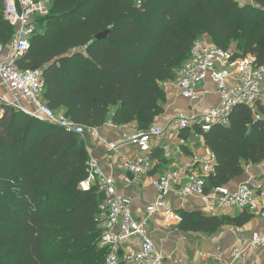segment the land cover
I'll return each mask as SVG.
<instances>
[{
  "label": "trees",
  "instance_id": "1",
  "mask_svg": "<svg viewBox=\"0 0 264 264\" xmlns=\"http://www.w3.org/2000/svg\"><path fill=\"white\" fill-rule=\"evenodd\" d=\"M38 27L18 65L44 67L49 106L88 127L136 123L139 130L149 129L166 111L168 92L162 83L176 80L203 35L224 49L236 39L235 50L264 64V0H141L140 6L137 0H54ZM106 30L107 37L96 38ZM14 31L0 0V44H7ZM259 113L240 104L229 126L201 132L216 161L215 172L206 176L207 191L228 186L264 162V107ZM89 158L76 133L5 107L0 118V245L15 259L9 264L104 260L107 250L99 246L98 225L105 195L97 188H80ZM181 214L179 230L209 235L255 217L248 211Z\"/></svg>",
  "mask_w": 264,
  "mask_h": 264
},
{
  "label": "built area",
  "instance_id": "2",
  "mask_svg": "<svg viewBox=\"0 0 264 264\" xmlns=\"http://www.w3.org/2000/svg\"><path fill=\"white\" fill-rule=\"evenodd\" d=\"M54 0H4V17L14 27L11 40L0 44V118L5 107L20 109L28 115L76 133L86 143L90 154L92 138L99 136V127H88L66 115L64 110H55L44 98V67L22 69L18 61L31 47V39L38 31L39 20L51 12ZM141 5V0H137ZM210 80L216 85L218 100L206 112H177L171 122L177 137V154H180L187 139L185 131L196 134L209 131L214 125L229 126L231 114L240 104L252 107L260 117L259 107H264V64H256L252 54L242 55L237 50L224 49L203 35L193 43L189 58L178 70L176 80L171 81L181 94L190 101L202 99L203 85ZM110 126H115L108 123ZM167 127L154 123L149 129L135 130L121 142L107 141L105 150L120 153L126 147H135L136 153L125 163L129 174L128 184H140L150 176L157 166L155 147L161 145ZM176 153L168 147L163 149L166 159L175 158ZM213 159L214 155H213ZM215 172V164L204 158L193 157L185 170H169L152 182L157 189L156 197L144 208L142 216H136L132 208V197L118 182L113 173L106 172L100 161L90 154L87 162V176L80 182V188H97L104 193L98 227L101 229L99 246L107 250L100 264H171L181 262L176 255L168 257L159 248L152 235V225L177 228L182 214L174 208L172 199L199 197V210L219 215L222 209L248 211L264 218V174L257 179H248L234 190L228 186H216L206 190V176ZM251 248H264V229L254 231L249 239ZM244 249L237 248L230 258L215 253L204 257L212 264H245Z\"/></svg>",
  "mask_w": 264,
  "mask_h": 264
},
{
  "label": "crops",
  "instance_id": "3",
  "mask_svg": "<svg viewBox=\"0 0 264 264\" xmlns=\"http://www.w3.org/2000/svg\"><path fill=\"white\" fill-rule=\"evenodd\" d=\"M163 85L168 92V102L166 104L165 113L157 120V123L167 127L166 135L160 142L161 145L155 147V154H161V157L157 159V166L151 171L150 176L143 178L140 184H128L125 180L128 177V173L125 170V163L129 158H131L136 153L135 147H126L121 150L120 153H112V156H109L105 150V143L107 141H116L122 142L125 138V135H129L137 130L136 123H132L125 126H110L108 123L99 127V136L92 138L90 143V154L97 158L100 161L103 169L108 173H113L117 178L119 184L128 191L129 195L132 197V208L136 216L140 217L144 213V208L147 203L151 202L157 194V189L154 186L152 180L157 179L160 174H163L169 170H185L191 159L195 156L208 159L214 164L216 163L213 159V154L207 147L204 137L201 134H196L192 131H185L187 144L185 148L182 149L180 154H177L176 142L177 137L172 129L171 122L174 115L179 111L184 112H196L203 113L206 112L210 107H212L218 100L217 88L216 85L207 80L203 83L202 89V99L198 102H190L184 99L180 92L173 86L171 83L164 82ZM165 147L170 148L176 154L175 158L166 159L163 155V149ZM164 159V161H163ZM264 174V162L257 165H252L244 175L233 179L228 187L231 190H234L238 185L248 179H257ZM196 200V201H195ZM186 201H190L188 204ZM201 199L199 197L191 198H178L174 197L172 199V204L175 209L179 212L182 210L186 211H200ZM243 211L236 209H222L219 213V216L230 215L236 216ZM157 230L160 231V235L166 233L167 240H172L171 234L168 229L179 230L178 228H168L166 226H157ZM264 229V218L260 215L255 217L245 224L242 227L233 226L226 232H222L220 236H214L213 239L202 240L206 244L209 242V248L212 249V253L217 251V248L221 251V254L224 258L228 259L234 253L235 249L240 248L244 249L245 260H249L248 264H264V248H251L248 246L249 239L251 234L254 231H261ZM165 230V231H163ZM162 231V232H161ZM250 235V237H249ZM173 240L171 244V250L173 247ZM158 244V243H157ZM159 246V245H158ZM179 247V246H178ZM185 247V246H184ZM208 248V249H209ZM181 248H178V250ZM166 253V252H165ZM180 253V252H179ZM168 254V252H167ZM207 254V253H206ZM205 254H202L203 259ZM203 262L201 264H207ZM176 264H178L176 262ZM192 264V263H191ZM193 264H200L199 262H193Z\"/></svg>",
  "mask_w": 264,
  "mask_h": 264
},
{
  "label": "rangeland",
  "instance_id": "4",
  "mask_svg": "<svg viewBox=\"0 0 264 264\" xmlns=\"http://www.w3.org/2000/svg\"><path fill=\"white\" fill-rule=\"evenodd\" d=\"M236 39L232 40L230 42V48L232 50L236 49ZM163 85H165V83H162ZM196 201V200H195ZM187 204L190 202L186 201ZM231 227V225H224L222 227V229H220L218 232H216L213 235H209L206 233H193V232H183L181 230H173V229H168L167 232H169L171 234V238L172 240H167V236H166V241L165 240V236L163 235H167L166 233H164L162 235H160V231L156 229V227L154 225H152V235L153 237L156 239V242L159 245V248L161 249V251L168 257L169 255H176L175 258L177 256L181 257L182 260L181 262H179L178 264H193V262H199L200 264L203 262H207L209 260V258L207 259H203L202 254L209 253L212 254L213 251H211L212 249H210L209 247V242L208 244H206L204 241L202 240H207V239H213L214 236H220L222 232H226L227 230H229ZM236 227H242V226H236ZM165 231V230H163ZM162 232V231H161ZM250 237V235H249ZM175 241V244L173 243V247L171 250V244L172 241ZM179 246V247H178ZM185 246V247H184ZM178 248H181V250ZM209 248V249H208ZM166 252V253H165ZM168 252V254H167ZM180 252V253H179ZM5 256V258L3 257ZM8 259V261H7ZM11 260H15L14 257H12V255H10L8 253V250L6 248H4L2 245H0V262L3 263H8L11 262ZM169 262L171 264H176V262H174V260H172L171 258L169 259ZM243 262L245 264H248L249 260H245V257L243 258ZM213 260L210 259V261L207 264H212Z\"/></svg>",
  "mask_w": 264,
  "mask_h": 264
},
{
  "label": "water",
  "instance_id": "5",
  "mask_svg": "<svg viewBox=\"0 0 264 264\" xmlns=\"http://www.w3.org/2000/svg\"><path fill=\"white\" fill-rule=\"evenodd\" d=\"M109 33H110V30H106V31L101 32L100 34H98V35L96 36V38H97V39L105 38V37H107V36L109 35ZM200 84L202 85L203 82H200ZM17 110H18V111H22V110H20V109H17Z\"/></svg>",
  "mask_w": 264,
  "mask_h": 264
}]
</instances>
